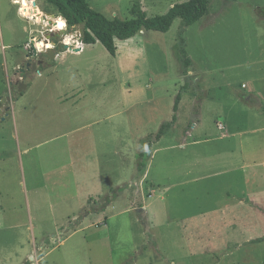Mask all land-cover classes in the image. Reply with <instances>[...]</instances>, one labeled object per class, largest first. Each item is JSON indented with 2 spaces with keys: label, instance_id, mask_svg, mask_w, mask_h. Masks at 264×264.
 Listing matches in <instances>:
<instances>
[{
  "label": "rangeland",
  "instance_id": "1",
  "mask_svg": "<svg viewBox=\"0 0 264 264\" xmlns=\"http://www.w3.org/2000/svg\"><path fill=\"white\" fill-rule=\"evenodd\" d=\"M186 1L87 0L120 20L136 4L153 17ZM57 17L45 0H0V264H264V101L253 85L264 80V0H213L194 25L118 40L114 56L99 42L46 56L38 80L52 81L19 95L32 43L81 44L78 28L50 27ZM178 95L176 122L141 158ZM69 98L97 112L92 135L66 136L87 124L66 115ZM229 124L258 133L243 161L238 141L221 139Z\"/></svg>",
  "mask_w": 264,
  "mask_h": 264
},
{
  "label": "trees",
  "instance_id": "2",
  "mask_svg": "<svg viewBox=\"0 0 264 264\" xmlns=\"http://www.w3.org/2000/svg\"><path fill=\"white\" fill-rule=\"evenodd\" d=\"M45 1L55 8L58 16L65 21L69 30L78 28L80 23L85 22L84 37L80 39L83 45H93L99 42L110 55L114 56L116 53L115 42L118 40H128L140 32L167 33L177 19L180 20L181 26L184 28L194 25L208 13L210 3L213 0H187L173 5L165 14L153 17L146 16L136 4L130 11L132 18L128 20L108 19L93 10L87 0ZM180 53L184 65L189 67L190 60L186 57L184 49H181ZM179 101L180 96L178 95L175 99L174 115L171 121L162 124L155 136L148 137L146 141L140 144L139 156L141 158L147 156L144 153L148 151L147 148L159 141L165 130L171 128L176 122Z\"/></svg>",
  "mask_w": 264,
  "mask_h": 264
},
{
  "label": "crops",
  "instance_id": "3",
  "mask_svg": "<svg viewBox=\"0 0 264 264\" xmlns=\"http://www.w3.org/2000/svg\"><path fill=\"white\" fill-rule=\"evenodd\" d=\"M32 38H34V37H32ZM79 45H80V47H79L80 51L79 52H76L74 50L73 51H67V50L63 49L60 52H55L54 59H57V58H60V57L63 58V57H66V55H71V54L77 55V54H79L82 51L83 46L84 47L89 46V45H83L82 43L79 44ZM47 47L50 48V46H45V48L43 50L48 49ZM45 69L47 71H50L52 69L51 68V63L48 62V60H46V56H44L43 64L36 68V71L38 70L37 73H35L36 71L35 72L30 71L31 78L28 77L29 78L28 84L25 85V88L22 90V93L19 94V95H23L24 94L23 91L26 92L27 90H29L32 87H37V89L39 91L43 92L44 89L47 88L46 85L52 81L51 78H47L46 77V80H44V81L42 80L41 82H39L38 78H42V73H41L42 71H40V70H44L45 71ZM35 74H37V77L35 79H33ZM48 75H51V72L49 74H47V76ZM253 85H254V88L257 89V91L259 92L258 97L260 98V100L264 101V80H254L253 81ZM64 99H67V97H65ZM17 100H18V97H14L13 99H9V100L7 99V101H9L10 106H11V107L7 106L6 110L8 112L10 111V109L12 110V107L15 104V102H17ZM68 100H71L70 103L67 100H65V102H66L67 107H69L70 111L69 112H65L66 115L67 116L69 115L68 117H70L72 119H75V121H79V120H80V122L86 121L87 124H85V123L80 124L78 127L74 128L69 133H66V136H68L70 133L74 134V133L83 132V131H86L87 134L90 133L92 135L93 134V124L97 123V122L93 121L92 118H96L97 117V115H98L97 112L96 111L94 112L92 110L88 111L89 109L82 110L83 106H82V102H81L80 98H79V100L70 99V98ZM72 100H74V101H72ZM63 104H65V103H63ZM63 104H62V106L65 107V105H63ZM251 111L252 110L247 111V113L254 114V113H250ZM11 114L13 115V117L15 116L13 111H12ZM6 116H8V113L6 114ZM230 125L231 124H229L225 134L221 137V139H224L225 141H230L232 139H235L236 141H238L236 143V146H238L237 153L240 154L241 161H243V159H244L243 157L244 156L250 157L249 148L250 147L252 148V145H253V144H250V142L246 141L245 138H248L250 136L252 138V137L256 136L258 133L253 129L252 131H249L250 136L244 137L246 131L240 130L237 127L235 128L234 124H232L231 126ZM220 130H223L222 127H221ZM252 139H254V138H252ZM204 142H209V140H204L202 142L194 141V142H192V145H198V144H201V143H204ZM234 149H235V147H234ZM82 164H83V162H80L78 167L80 165H82ZM145 176H146V171L142 175L141 179L145 178Z\"/></svg>",
  "mask_w": 264,
  "mask_h": 264
},
{
  "label": "water",
  "instance_id": "4",
  "mask_svg": "<svg viewBox=\"0 0 264 264\" xmlns=\"http://www.w3.org/2000/svg\"><path fill=\"white\" fill-rule=\"evenodd\" d=\"M84 27H85V22L79 24V27H78L79 31L77 33V37L79 39H82L84 37V32H85ZM59 32L63 34L65 32V30H60ZM32 49H33L32 56L31 57H29L28 55L26 56L27 61H29L27 63V67L26 68H29V66L31 65V71L32 72H35L36 68L43 64L44 56H48L49 58L54 59L55 52H60L61 51L60 46L53 47V48H48L46 50L37 51V49L33 46V43H32ZM63 49L64 50H71L70 46L68 44H66V43L63 44ZM74 51L79 52L80 48H76V49H74ZM21 72H24V68L21 69ZM24 88H25V86L23 85L22 82H20L19 85H18L19 92H21ZM142 211H143L142 209H138L137 213H140Z\"/></svg>",
  "mask_w": 264,
  "mask_h": 264
},
{
  "label": "bare ground",
  "instance_id": "5",
  "mask_svg": "<svg viewBox=\"0 0 264 264\" xmlns=\"http://www.w3.org/2000/svg\"><path fill=\"white\" fill-rule=\"evenodd\" d=\"M51 20L47 19L44 14H42L41 12H39L38 14H36L35 16V22L37 25H44V27H47L49 25V22ZM66 26L65 21L61 18V17H57L56 19H54L51 24L50 27L55 30V31H60V30H64V27ZM46 40H48L46 38ZM44 41V40H43ZM40 42V40H39ZM38 42V50H43L45 48L46 43H39ZM65 43L68 44L69 46H76V48H79V43H77L75 40H73V37H66L65 38ZM49 48V47H47ZM75 48V47H74Z\"/></svg>",
  "mask_w": 264,
  "mask_h": 264
},
{
  "label": "flooded vegetation",
  "instance_id": "6",
  "mask_svg": "<svg viewBox=\"0 0 264 264\" xmlns=\"http://www.w3.org/2000/svg\"><path fill=\"white\" fill-rule=\"evenodd\" d=\"M36 49H38L37 47H36ZM32 56V54H29V57H31ZM29 61H27V63H28ZM27 63H26V65H25V69H27V70H31V65L29 66V68H26L27 67ZM24 69V70H25Z\"/></svg>",
  "mask_w": 264,
  "mask_h": 264
},
{
  "label": "built area",
  "instance_id": "7",
  "mask_svg": "<svg viewBox=\"0 0 264 264\" xmlns=\"http://www.w3.org/2000/svg\"><path fill=\"white\" fill-rule=\"evenodd\" d=\"M220 129H221V127H220Z\"/></svg>",
  "mask_w": 264,
  "mask_h": 264
}]
</instances>
